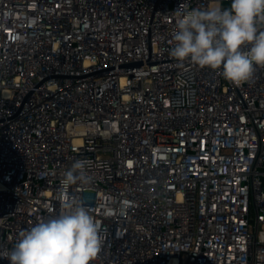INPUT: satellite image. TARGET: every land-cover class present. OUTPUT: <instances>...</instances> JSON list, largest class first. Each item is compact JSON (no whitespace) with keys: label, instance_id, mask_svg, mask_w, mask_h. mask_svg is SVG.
Masks as SVG:
<instances>
[{"label":"built area","instance_id":"built-area-1","mask_svg":"<svg viewBox=\"0 0 264 264\" xmlns=\"http://www.w3.org/2000/svg\"><path fill=\"white\" fill-rule=\"evenodd\" d=\"M182 3L231 0H0V251L67 192L93 264H264V67L178 63ZM76 160L94 180L64 189Z\"/></svg>","mask_w":264,"mask_h":264},{"label":"clouds","instance_id":"clouds-1","mask_svg":"<svg viewBox=\"0 0 264 264\" xmlns=\"http://www.w3.org/2000/svg\"><path fill=\"white\" fill-rule=\"evenodd\" d=\"M173 46L178 63L189 60L201 68L219 70L234 84L250 82L264 67V0H231L229 8H189L173 13ZM94 178L86 160H76L62 175V185H90ZM60 197H58L59 199ZM63 211L41 219L18 233L11 249L0 251L9 264H93L104 243L101 224L81 198L65 192ZM115 210L106 209L110 216Z\"/></svg>","mask_w":264,"mask_h":264}]
</instances>
